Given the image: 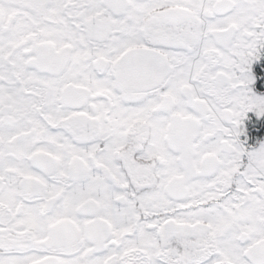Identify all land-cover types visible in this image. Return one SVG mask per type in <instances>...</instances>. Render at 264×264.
I'll use <instances>...</instances> for the list:
<instances>
[{
  "label": "snow or ice",
  "instance_id": "6c2138e0",
  "mask_svg": "<svg viewBox=\"0 0 264 264\" xmlns=\"http://www.w3.org/2000/svg\"><path fill=\"white\" fill-rule=\"evenodd\" d=\"M0 264H264V0H0Z\"/></svg>",
  "mask_w": 264,
  "mask_h": 264
}]
</instances>
